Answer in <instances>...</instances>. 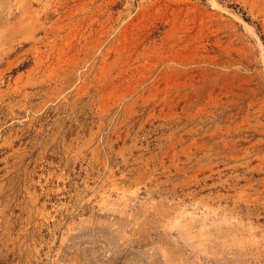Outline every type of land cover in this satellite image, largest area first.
<instances>
[{
	"label": "rangeland",
	"instance_id": "obj_1",
	"mask_svg": "<svg viewBox=\"0 0 264 264\" xmlns=\"http://www.w3.org/2000/svg\"><path fill=\"white\" fill-rule=\"evenodd\" d=\"M0 264H264V0H0Z\"/></svg>",
	"mask_w": 264,
	"mask_h": 264
}]
</instances>
